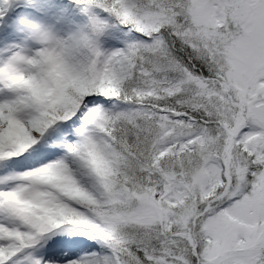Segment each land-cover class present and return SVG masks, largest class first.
Returning a JSON list of instances; mask_svg holds the SVG:
<instances>
[{"label": "snow or ice", "instance_id": "1", "mask_svg": "<svg viewBox=\"0 0 264 264\" xmlns=\"http://www.w3.org/2000/svg\"><path fill=\"white\" fill-rule=\"evenodd\" d=\"M74 2L106 16L0 61V264H264V0Z\"/></svg>", "mask_w": 264, "mask_h": 264}, {"label": "rangeland", "instance_id": "2", "mask_svg": "<svg viewBox=\"0 0 264 264\" xmlns=\"http://www.w3.org/2000/svg\"><path fill=\"white\" fill-rule=\"evenodd\" d=\"M2 7V5H0ZM100 10L95 9L86 13L81 7L75 4L74 0H13L10 7L6 9L5 20L0 21V61L6 59L10 50L16 45L25 46L28 48H37L38 41L26 29L25 22L32 21L42 24L46 29L51 30L58 38H67L64 35V27L68 22L73 25L72 34L87 30L89 19L91 15H99ZM69 24V25H70ZM135 34H129L127 29L112 27L108 32L100 37L101 50L105 52H112V47L104 48L107 43H118L115 50L123 49L125 44L132 42ZM74 140L75 137H72ZM53 147H60L58 153L53 154V158L63 155L62 146L58 144ZM23 169H15V171H22ZM13 170L8 169L0 171V178L5 174H11ZM9 187L11 184L8 185ZM0 185V188H3ZM80 234L79 232L58 233L50 237L47 241V247L42 249L44 251L58 253L61 251L59 245H64L66 239L74 238Z\"/></svg>", "mask_w": 264, "mask_h": 264}, {"label": "bare ground", "instance_id": "3", "mask_svg": "<svg viewBox=\"0 0 264 264\" xmlns=\"http://www.w3.org/2000/svg\"><path fill=\"white\" fill-rule=\"evenodd\" d=\"M42 1H45V0H42ZM116 45L118 46V43H115V42L107 43V44L104 45V48L106 49V48H108V47H110V46H111V47H115ZM81 246H82V245L78 246V248H81ZM84 253H86V252H84ZM84 253H82V254H84ZM62 254H63V256H65V255H66V251H63ZM73 255H74V253H73ZM61 256H62V255H61ZM78 257H79V256H78ZM76 258H77V257H76Z\"/></svg>", "mask_w": 264, "mask_h": 264}, {"label": "trees", "instance_id": "4", "mask_svg": "<svg viewBox=\"0 0 264 264\" xmlns=\"http://www.w3.org/2000/svg\"><path fill=\"white\" fill-rule=\"evenodd\" d=\"M99 14H100V16H101V17H104V16H106V14H104V13H102V12H100ZM112 23H113V24H115V22H114V21H113ZM116 26L118 27V25H116Z\"/></svg>", "mask_w": 264, "mask_h": 264}, {"label": "clouds", "instance_id": "5", "mask_svg": "<svg viewBox=\"0 0 264 264\" xmlns=\"http://www.w3.org/2000/svg\"><path fill=\"white\" fill-rule=\"evenodd\" d=\"M19 79H20V80H23V79H24V77H22V76H21V77H19Z\"/></svg>", "mask_w": 264, "mask_h": 264}]
</instances>
